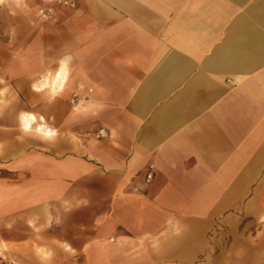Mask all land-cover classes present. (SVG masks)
Wrapping results in <instances>:
<instances>
[{
  "label": "crops",
  "instance_id": "crops-1",
  "mask_svg": "<svg viewBox=\"0 0 264 264\" xmlns=\"http://www.w3.org/2000/svg\"><path fill=\"white\" fill-rule=\"evenodd\" d=\"M1 1L0 256L264 264V0Z\"/></svg>",
  "mask_w": 264,
  "mask_h": 264
},
{
  "label": "built area",
  "instance_id": "built-area-1",
  "mask_svg": "<svg viewBox=\"0 0 264 264\" xmlns=\"http://www.w3.org/2000/svg\"><path fill=\"white\" fill-rule=\"evenodd\" d=\"M76 4V0H43L42 3V8L40 9V14L39 17L41 19H46L49 18L51 15V10H50V6L51 5H56V6H60L63 8H73ZM106 131L104 129H99L94 136L98 137V138H102L105 137ZM152 169L153 166L149 165L147 167V172H146V178L147 179H151L152 178Z\"/></svg>",
  "mask_w": 264,
  "mask_h": 264
},
{
  "label": "rangeland",
  "instance_id": "rangeland-1",
  "mask_svg": "<svg viewBox=\"0 0 264 264\" xmlns=\"http://www.w3.org/2000/svg\"><path fill=\"white\" fill-rule=\"evenodd\" d=\"M0 12H1V11H0ZM0 19L5 20V16L2 15L1 13H0ZM0 264H9V263H7V260H6L5 258L2 257V255L0 256Z\"/></svg>",
  "mask_w": 264,
  "mask_h": 264
},
{
  "label": "bare ground",
  "instance_id": "bare-ground-1",
  "mask_svg": "<svg viewBox=\"0 0 264 264\" xmlns=\"http://www.w3.org/2000/svg\"><path fill=\"white\" fill-rule=\"evenodd\" d=\"M2 1L0 0V3H1Z\"/></svg>",
  "mask_w": 264,
  "mask_h": 264
}]
</instances>
